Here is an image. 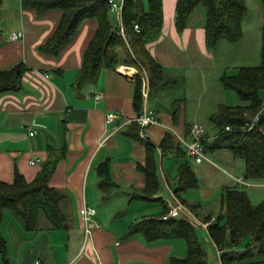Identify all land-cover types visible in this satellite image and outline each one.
<instances>
[{"label":"crops","instance_id":"0c3cea01","mask_svg":"<svg viewBox=\"0 0 264 264\" xmlns=\"http://www.w3.org/2000/svg\"><path fill=\"white\" fill-rule=\"evenodd\" d=\"M2 1L0 69L21 61L31 69L23 75L18 90L0 94V180L12 182L18 169L32 181L46 163H54L49 184L67 193L62 207L68 222L52 228L41 216L39 227L28 230L20 217L7 211L2 223L7 249H0V264H32L37 259L42 264H170L173 257H185L187 244L183 238L147 241L142 233L129 235V229L144 218L160 215L164 202H181L188 211V204H198V217L203 218L209 214L205 209L209 200L226 187H239L236 178L247 179L243 160L236 161L226 148L209 150L212 161L192 166L199 186L179 196L175 193L178 169L185 159L163 154L159 145L167 132L174 134L175 145L179 135L191 139L189 126L194 122L205 127L208 143L214 140L218 129L211 116L220 105H232L230 102L237 99V93L225 88L220 77L225 71L235 74L241 66L261 62L264 12L260 0H246L248 11L241 40L236 44L222 41L213 50L206 45L205 11L197 9L188 26L179 32L175 21L177 0H163L162 34L147 46L169 78L183 80L179 98L185 110L183 117H171L167 112L158 114L148 104L162 122L148 128V140L158 147L161 180V190L151 198L144 197L145 178L138 168L146 161L145 143L127 135L125 127L112 132V124L106 122V114L111 111L119 113L120 121L137 115L133 97L138 70L125 64L116 70L105 68L97 81L77 86L83 53L97 22L84 21L61 54L50 56L39 46L56 28L61 11L37 14L25 9L22 0ZM251 6L253 12H249ZM14 31H24V36L12 39ZM32 128L37 130L34 135L29 134ZM107 159L115 183L109 195L100 187L98 173V166ZM235 168L237 174L229 170ZM216 170L223 175L219 185H208L201 179L200 174L211 175ZM251 180L253 185L243 187L247 191L251 188L248 194L257 204L264 198V177ZM84 204L97 209L88 237L79 212ZM206 231L203 234L212 242V250L205 248L208 264H222L221 253Z\"/></svg>","mask_w":264,"mask_h":264},{"label":"trees","instance_id":"16d2710c","mask_svg":"<svg viewBox=\"0 0 264 264\" xmlns=\"http://www.w3.org/2000/svg\"><path fill=\"white\" fill-rule=\"evenodd\" d=\"M264 12V0H260ZM3 1L0 0V9ZM25 9L43 14L49 10H60V20L47 40L39 46L43 54L58 57L79 31L82 23L89 19L97 22L95 32L83 53L82 67L77 86L97 81L105 68L116 70L120 65L135 67V94L133 106L140 114L145 103L143 94L144 74L149 77L151 94L177 81L169 78L163 65L153 56L147 44L159 38L164 23L163 0H126L123 9L124 37L121 27L111 18L107 0H22ZM205 11V35L208 49H216L222 41L236 44L243 37V18L248 6L246 0H177L176 26L182 32L197 9ZM140 27L135 30V25ZM31 68L23 61L8 69H0V94L18 90L23 75ZM225 88L233 90L244 102L239 105L222 104L211 116L218 133L211 143L205 141L210 151L228 149L234 158L244 161L245 177H264V26L261 63L241 66L235 74L225 71L220 77ZM149 98V97H148ZM259 113L252 128L249 125ZM227 126L231 128L226 129ZM137 122L125 126L124 132L146 145V161L138 168L144 174V197L151 198L161 190L158 175V147L140 134ZM174 134L167 132L159 145L163 154H174L185 159L178 169L179 196L186 190L199 186V178L189 162V156L180 141L175 145ZM54 163H46L37 177L28 181L17 169L12 182L0 180V249L6 251V240L2 223L7 211L20 217L28 230L39 227L44 216L52 228H61L68 222V215L62 207L67 193L49 184ZM100 187L109 195L115 186L111 174V161L98 166ZM240 187V188H239ZM226 187L221 194L222 212L208 227L209 235L221 253L222 264H264V198L252 202L245 187ZM162 200L161 198H159ZM183 201V200H182ZM184 203V201H183ZM186 204V203H185ZM200 220L210 221L215 216L209 213L199 218L198 204H188ZM169 205L164 202L160 215L144 218L133 223L129 235L142 233L147 241L163 237H180L186 241L187 255L173 257L170 264H208V255L200 240L197 226L190 215L164 220ZM215 218V217H214ZM225 218V223H222Z\"/></svg>","mask_w":264,"mask_h":264},{"label":"built area","instance_id":"2783aa9c","mask_svg":"<svg viewBox=\"0 0 264 264\" xmlns=\"http://www.w3.org/2000/svg\"><path fill=\"white\" fill-rule=\"evenodd\" d=\"M108 3L110 4V8L112 12H115L116 15L118 16V20L120 23L121 27V33L124 37L125 36V30L123 26V9H124V4L126 0H107ZM135 30L139 31L140 27L138 24L135 25ZM24 36V31H14L11 35L12 39H20ZM50 75L47 73L46 77H49ZM149 91H150V84H149V77L146 74L144 77V87H143V94L145 98V103L142 108V111L140 114H137L134 118L126 119L123 121H120V116L119 113L116 111H111L106 114V122L109 124H112V132H116L118 130H121L123 127H125L127 124L131 122H137L140 127V134L141 137L144 140L149 139V132L148 128L152 125H158L162 124L161 120L158 118V116L155 113V110L152 109L148 103V97H149ZM101 94L97 95V98H99ZM259 118V113L255 116L251 124L249 125V129L252 128L254 122L258 120ZM231 127L227 126L226 129L229 130ZM37 133V130L32 128L30 129L29 134L34 135ZM189 135L191 136V139H188L185 136H178V139L180 143L184 146L187 155L194 159L195 162L200 163L205 160L212 161L209 153V149L205 145L206 141V130L205 127L200 124V123H192L189 126ZM104 141V140H103ZM103 141L101 143H103ZM32 163H35L36 160H31ZM238 185L243 187V186H249L253 185L254 183L252 182L251 179H245V178H236ZM184 205L180 203H172L169 202V210L166 212L162 218L164 220L170 219V218H179L183 217L185 214L190 215L191 221L198 227H202L205 229H208L212 221H214L216 218L213 217L212 220L210 221H204L198 219L194 213L191 211H188L186 208L183 210ZM80 215L82 217L83 223H84V228H85V234L86 237L91 235V229H90V221L92 220L93 216L97 213L96 207L89 206L87 204H84L80 209H79ZM32 264H42V260L37 259L34 261Z\"/></svg>","mask_w":264,"mask_h":264},{"label":"rangeland","instance_id":"374dc122","mask_svg":"<svg viewBox=\"0 0 264 264\" xmlns=\"http://www.w3.org/2000/svg\"><path fill=\"white\" fill-rule=\"evenodd\" d=\"M145 1H146V3H148V0H145ZM253 11H254V8L251 6L249 9V12H253ZM111 18H112L114 24H118V17H117L115 12L111 13ZM263 20H264V16H263ZM260 61H261V58H260ZM236 69L237 68H235V72H236ZM237 71H238V69H237ZM146 74L147 73H145L144 76ZM175 79L178 80L176 83H174L168 87L163 88L162 90H160L158 92V94H151L149 99H148V104L150 106H153L156 109L158 114H160V113L163 114L164 112H167L169 115H171V117L173 115H176L177 117L179 116V118H181V117H183L184 110H185V104H184L183 100L179 98V90H181L183 88L182 87L183 80L181 78H175ZM261 95L264 97V91H261ZM230 103L232 105H239V104H243L244 102L237 95V99L234 100L233 102H230ZM171 157L175 158L174 156H171ZM237 160H240V159H236V161ZM189 162L192 166L194 164H196L194 159H192L190 157H189ZM241 163L243 164V161ZM229 170L233 171L235 174H237L236 168L233 170L232 169H229ZM216 171H213V173L211 175L208 174L209 172H207V173L204 172L203 174H200L201 179H203L208 185H212V186L219 185L220 181L222 182L223 175L220 171H218V170H216ZM218 172H220V173H218ZM247 189L249 191V189H251V188L247 187ZM188 190L191 191V190H193V188L188 189ZM220 190H221V188H220ZM220 195H221V191L219 192V194L216 196L215 199H212V201L209 200L208 203H206V206H205L206 213L209 212V213H213L214 215H217V216L220 215V213L222 212V210H221V208H222L221 196ZM221 221H222V223H225L226 219L222 218ZM196 229H197L198 235L200 237V240L205 245V248L207 249V251L212 250V248L210 247V244H212V242H210V240H207L206 236L203 234V231H205V228L197 227ZM206 233H207V231H206Z\"/></svg>","mask_w":264,"mask_h":264}]
</instances>
